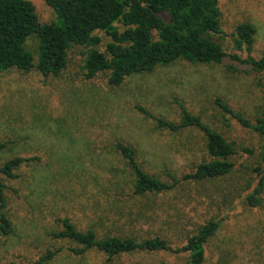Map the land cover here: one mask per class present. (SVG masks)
Returning <instances> with one entry per match:
<instances>
[{"label": "rangeland", "instance_id": "obj_1", "mask_svg": "<svg viewBox=\"0 0 264 264\" xmlns=\"http://www.w3.org/2000/svg\"><path fill=\"white\" fill-rule=\"evenodd\" d=\"M41 22L54 13L44 0H29ZM223 36L215 39L226 51L234 49L238 23L256 27L252 55L264 50V0H218ZM98 45L103 50L106 38ZM37 36L25 47L37 51ZM86 49L72 45L67 65L57 75L37 70H0V165L14 156L30 158L15 169L18 177L0 180L7 186L6 213L12 231L0 234V264L34 261L46 248L62 247L47 264H185L187 254L131 253L107 257L96 249L83 255L66 248L70 240L54 239L57 216L68 217L77 228L93 227L99 237H161L173 247L209 219L220 228L205 244L204 264H264V187L260 201L245 200L257 176L264 136L243 127L224 113L221 98L243 117L264 118V72L231 70L225 64L177 60L150 72L132 74L119 85L108 72L84 76ZM182 102L189 111L220 132L238 149L253 147L232 159L233 171L209 181H183L174 188L134 195L132 171L115 148L117 141L132 146L142 167L164 180L181 177L208 159L205 136L197 128L179 131L158 127L142 113L179 121ZM142 211L143 214H135Z\"/></svg>", "mask_w": 264, "mask_h": 264}, {"label": "trees", "instance_id": "obj_2", "mask_svg": "<svg viewBox=\"0 0 264 264\" xmlns=\"http://www.w3.org/2000/svg\"><path fill=\"white\" fill-rule=\"evenodd\" d=\"M51 8L54 18L41 22L34 5L29 0H0V70L16 68L22 71L37 70L43 76L57 75L67 65L68 50L72 45L86 49L83 67L84 76L91 78L107 71L108 81L119 85L124 78L142 72H150L158 65L177 60L191 63L225 64L231 70L264 72V50L259 58L253 53L256 27L250 22L238 23L231 34L234 49L226 51L214 36L222 37L221 11L218 0H44ZM37 36V51L26 49L25 41ZM106 38L103 50L98 48ZM179 121L156 116L144 108L143 114L156 121L158 127L179 131L197 128L205 136V151L208 159L181 177L168 174L164 180L145 170L137 159L135 149L117 141L115 148L132 171L133 193L143 195L167 191L183 181H209L224 177L233 171L235 155H251L253 147L236 148L220 132L213 129L187 109L182 102ZM215 104L243 127L264 136V118L249 120L235 111L221 98ZM11 141H0V150ZM23 156H14L0 165V174L6 178L18 177L15 169L25 161ZM254 168L257 180L246 194L248 205L259 203L264 187V143L260 146L259 162ZM7 186L0 180V234L12 231L6 213ZM8 189V188H7ZM139 211L135 215L140 216ZM58 230L49 234L58 240H70L77 246L66 249L74 255H83L89 249L102 252L107 260L131 253L187 254L185 264H204L205 244L220 228L219 220L209 219L187 238L185 244L173 247L166 239L149 237L136 239L131 236L105 235L99 237L93 227L81 230L66 216H57ZM62 247L46 248L34 261L10 264H47L54 260Z\"/></svg>", "mask_w": 264, "mask_h": 264}]
</instances>
